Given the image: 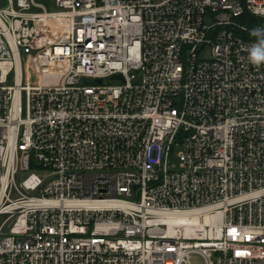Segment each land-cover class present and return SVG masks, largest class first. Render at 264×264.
Segmentation results:
<instances>
[{"label": "built area", "instance_id": "2783aa9c", "mask_svg": "<svg viewBox=\"0 0 264 264\" xmlns=\"http://www.w3.org/2000/svg\"><path fill=\"white\" fill-rule=\"evenodd\" d=\"M41 1L0 0V264H264V0Z\"/></svg>", "mask_w": 264, "mask_h": 264}, {"label": "clouds", "instance_id": "9594fccd", "mask_svg": "<svg viewBox=\"0 0 264 264\" xmlns=\"http://www.w3.org/2000/svg\"><path fill=\"white\" fill-rule=\"evenodd\" d=\"M250 34L254 38V42L244 48L247 60L255 66L264 65V27L252 29Z\"/></svg>", "mask_w": 264, "mask_h": 264}, {"label": "rangeland", "instance_id": "374dc122", "mask_svg": "<svg viewBox=\"0 0 264 264\" xmlns=\"http://www.w3.org/2000/svg\"><path fill=\"white\" fill-rule=\"evenodd\" d=\"M38 2H42L41 0H37ZM178 149H175L174 150V157H173V160L176 161V157H175V152L177 151ZM191 262L192 264H204V261L203 259L198 256V255H192L191 257Z\"/></svg>", "mask_w": 264, "mask_h": 264}, {"label": "trees", "instance_id": "16d2710c", "mask_svg": "<svg viewBox=\"0 0 264 264\" xmlns=\"http://www.w3.org/2000/svg\"><path fill=\"white\" fill-rule=\"evenodd\" d=\"M240 18H247L246 14H243L242 16H240Z\"/></svg>", "mask_w": 264, "mask_h": 264}, {"label": "water", "instance_id": "95a60500", "mask_svg": "<svg viewBox=\"0 0 264 264\" xmlns=\"http://www.w3.org/2000/svg\"><path fill=\"white\" fill-rule=\"evenodd\" d=\"M97 82H101V79H96Z\"/></svg>", "mask_w": 264, "mask_h": 264}]
</instances>
